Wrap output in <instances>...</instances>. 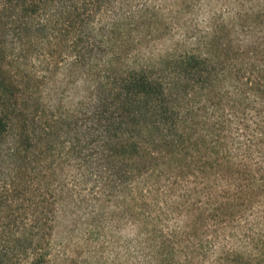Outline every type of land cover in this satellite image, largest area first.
<instances>
[{"label":"trees","instance_id":"1","mask_svg":"<svg viewBox=\"0 0 264 264\" xmlns=\"http://www.w3.org/2000/svg\"><path fill=\"white\" fill-rule=\"evenodd\" d=\"M205 2L0 0V264H51L57 213L87 184L133 233L121 264H204L209 227L242 221L264 261V42L218 47L224 19L192 25ZM191 183L220 202L194 241L149 214L155 190Z\"/></svg>","mask_w":264,"mask_h":264},{"label":"rangeland","instance_id":"2","mask_svg":"<svg viewBox=\"0 0 264 264\" xmlns=\"http://www.w3.org/2000/svg\"><path fill=\"white\" fill-rule=\"evenodd\" d=\"M203 1H206L204 8L210 10L199 12L196 21L194 20L192 25L196 23L197 28L201 29L206 28L209 23L211 24L213 17L216 18L215 20H219V23L224 19L223 22L227 25L226 28L229 30V34L225 38H222L226 34L225 32L217 35L215 43L218 47H220V43L231 40L230 44L232 43L233 46L238 44L242 48L244 46L243 51L245 52L249 46H255V43L260 41L264 42L262 33L264 31V0ZM163 47V43L158 42V40L144 41L140 53L147 56L148 54L144 48L156 52ZM215 51L213 52L215 53ZM243 55L241 57L247 55L251 58H245L244 63L242 61L238 62V67L247 68L242 71L246 77L249 76L250 72H254L251 74L256 76V70L249 65V63L256 62L255 56L250 52ZM222 89H227V86H223ZM190 180L192 179L190 178ZM197 181H199L198 178ZM192 184L195 183H191L190 187L181 185L180 189L176 186L169 191H160L162 190L160 188L154 191L153 197L154 199L158 197L160 206L152 208L149 212L152 216V225L160 227V225L166 226L168 224L169 228L175 229L174 235L180 236V233H189V240L191 241H194L198 234L203 233L205 227L209 223L211 224V220L206 218L209 210L205 209L211 207L210 205L213 203L219 204L220 202L219 198L216 199L215 197L207 205L200 207L198 195L190 190ZM90 187L87 184L86 186L74 188L77 191L76 194H78L76 197L81 200L80 208H72V202L70 206H63L58 211L52 234L51 264H92L94 261L99 264H121L125 262L123 245L128 238L132 237L133 233L130 228L124 227L117 219L109 221L107 217L100 215L111 208L106 204L102 210L99 204L92 199L93 192ZM166 201L170 207L169 212L164 206ZM189 204L190 206L186 208ZM220 218L221 216H213L211 218L212 224H217ZM111 222L113 226H110ZM252 224V221L248 223L242 221L240 224L225 223L217 228L216 226H214L215 228L209 227L211 232L207 236L208 239L213 241V244L204 264H209L215 258H218V262L223 264H264L263 260L258 262V259H253L252 254L253 260L247 255L250 249L247 246L251 244V247L254 248V243H256V239L253 242L251 239L253 233L261 228L260 225ZM262 224L264 225V223ZM91 229L93 230L90 232ZM214 229L217 230L213 232ZM182 237L184 238V236ZM186 237L187 235L182 242H177L176 250L178 249L184 253L185 247L189 245L187 244L188 237ZM130 244L133 246L132 243ZM224 252H228V254H222Z\"/></svg>","mask_w":264,"mask_h":264}]
</instances>
